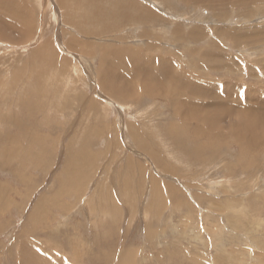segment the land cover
Here are the masks:
<instances>
[{
	"label": "rangeland",
	"instance_id": "374dc122",
	"mask_svg": "<svg viewBox=\"0 0 264 264\" xmlns=\"http://www.w3.org/2000/svg\"><path fill=\"white\" fill-rule=\"evenodd\" d=\"M184 1L0 0V264H264V0Z\"/></svg>",
	"mask_w": 264,
	"mask_h": 264
},
{
	"label": "bare ground",
	"instance_id": "6f19581e",
	"mask_svg": "<svg viewBox=\"0 0 264 264\" xmlns=\"http://www.w3.org/2000/svg\"><path fill=\"white\" fill-rule=\"evenodd\" d=\"M185 1H189V0H185ZM184 1V2H185ZM193 2H199L198 0H192ZM192 1H190V2H192ZM207 1V0H206ZM187 4H188V2H187ZM122 5V4H121ZM125 5H127V4H125ZM10 6V5H9ZM6 7V6H5ZM0 8H2V7H0ZM14 8V7H13ZM117 8H119L118 10H120L121 11V6H117ZM3 10L5 9L4 7L2 8ZM139 9H140V7H139ZM17 10L18 11H20V15H21V10H19V8H17ZM17 10H15V9H12V10H9L8 12H6V14H4V17H6V15L8 16H10V21H11V19L14 17H16L18 14H19V12L17 11ZM145 11V10H144ZM1 13H3V12H1ZM69 13H71V12H69ZM112 14H120V12L119 11H112ZM145 15V16H144ZM143 16V19H148L147 17H146V15H148V16H152L151 15V13L150 12H147V13H145ZM124 17H128L127 15H123ZM130 16L131 15H129V18H130ZM139 16V18H142L141 17V14L140 15H138ZM21 17H22V15H21ZM97 17V16H96ZM123 17V18H124ZM132 17V16H131ZM23 18V17H22ZM122 18V19H123ZM3 18L0 16V20H2ZM5 19V18H4ZM2 20V21H0V38H6L7 40L9 39H11V36H10V34H9V32H7L6 30H8V29H10V28H13V29H15L16 30V28H18V27H22V26H16V25H14L12 22L9 24L8 22V20L7 19H5V20ZM125 19V18H124ZM142 19V20H143ZM98 20H101V19H98ZM130 20H132L131 18H130ZM130 20H129V22H130ZM5 21H7V23H5ZM128 21V20H127ZM142 22V21H141ZM144 22V21H143ZM144 24V23H143ZM22 25V24H21ZM25 25V24H24ZM74 26V25H73ZM78 27L80 28V25H79V23H78ZM115 27V26H114ZM21 29H23V28H21ZM176 29V28H175ZM174 29V30H175ZM200 29V28H199ZM1 30H4V33H1ZM19 30V29H18ZM18 30H16V31H18ZM25 30V29H24ZM7 33H6V32ZM194 31H196V30H194ZM201 31V30H200ZM203 31V30H202ZM13 33H14V30L12 31ZM21 32V31H20ZM177 32V31H176ZM198 33V32H197ZM188 35H190V36H192V35H194V33H187ZM175 35H177V34H175ZM188 35L186 36V38L187 39H189V37H188ZM232 36V35H231ZM236 39V38H235ZM218 45V44H217ZM120 52V51H119ZM125 52V51H124ZM123 52H121V54H122ZM126 53V52H125ZM123 55H125V54H123ZM119 56V55H118ZM125 57V56H124ZM128 57H131V56H128ZM120 58V57H119ZM125 59V58H124ZM129 59V58H128ZM133 61H137V59H132ZM139 60V59H138ZM104 63V62H103ZM132 63V62H131ZM137 63L138 62H136V65H137ZM140 63V62H139ZM134 65V64H133ZM116 66V65H115ZM110 67H111V65H110ZM112 68V67H111ZM118 68V67H117ZM142 68V67H141ZM144 68V67H143ZM115 86V85H114ZM117 90V89H116ZM113 92H114V90H112ZM119 90H117V93L119 94L120 92H118ZM196 91V90H195ZM121 93H122V91H121ZM197 93V92H196ZM203 94H205V93H203ZM196 95H198V93L196 94ZM183 102V101H182ZM185 102V101H184ZM187 102V101H186ZM185 102V103H186ZM189 102V101H188ZM196 106V105H195ZM179 108V107H178ZM183 115V114H182ZM211 139V138H210Z\"/></svg>",
	"mask_w": 264,
	"mask_h": 264
}]
</instances>
